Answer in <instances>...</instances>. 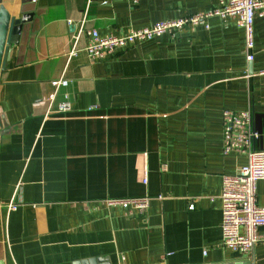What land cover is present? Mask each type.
Returning <instances> with one entry per match:
<instances>
[{
	"label": "crops",
	"instance_id": "0c3cea01",
	"mask_svg": "<svg viewBox=\"0 0 264 264\" xmlns=\"http://www.w3.org/2000/svg\"><path fill=\"white\" fill-rule=\"evenodd\" d=\"M2 2L30 17L0 80V264H264V227L250 255L223 247L220 199L247 162L223 152V110L253 111L264 150V16L252 61L244 28L220 16L93 59L87 30L125 34L222 0ZM256 191L264 206V179ZM130 197L148 198L145 213L105 203Z\"/></svg>",
	"mask_w": 264,
	"mask_h": 264
},
{
	"label": "built area",
	"instance_id": "2783aa9c",
	"mask_svg": "<svg viewBox=\"0 0 264 264\" xmlns=\"http://www.w3.org/2000/svg\"><path fill=\"white\" fill-rule=\"evenodd\" d=\"M212 16L235 18L244 28L247 59L252 61L255 45L254 22L256 16H264V0H222L219 7L209 12L187 15L173 20H161L142 28H132L125 34L101 36L96 29L87 30L86 51L93 59H101L118 50L137 43L159 37L166 32L182 29L185 25L205 23ZM208 27V25H207ZM77 34L75 41L80 37ZM264 76V69L260 71ZM69 80L60 77L52 81L55 91L49 96L52 105L58 90L66 87ZM72 107L69 96L58 105V112H66ZM223 119V152L244 154L246 164L235 174H224L220 199L222 202V245L236 255H250L261 239L259 229L264 227V206L257 201V182L264 179V150L256 149L259 133L254 128V115L251 110L236 111L225 109ZM109 206H120L128 214L145 213L149 206L146 197L108 198ZM11 208H15L12 206ZM193 208V206H191Z\"/></svg>",
	"mask_w": 264,
	"mask_h": 264
},
{
	"label": "water",
	"instance_id": "95a60500",
	"mask_svg": "<svg viewBox=\"0 0 264 264\" xmlns=\"http://www.w3.org/2000/svg\"><path fill=\"white\" fill-rule=\"evenodd\" d=\"M28 15L23 13L20 17L13 16L0 0V80L11 59L12 47L18 43L23 25L30 17Z\"/></svg>",
	"mask_w": 264,
	"mask_h": 264
}]
</instances>
